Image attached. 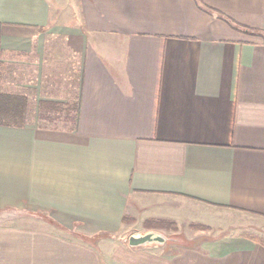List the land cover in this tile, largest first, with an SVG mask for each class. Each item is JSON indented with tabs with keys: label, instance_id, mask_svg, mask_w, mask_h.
Returning <instances> with one entry per match:
<instances>
[{
	"label": "crops",
	"instance_id": "0c3cea01",
	"mask_svg": "<svg viewBox=\"0 0 264 264\" xmlns=\"http://www.w3.org/2000/svg\"><path fill=\"white\" fill-rule=\"evenodd\" d=\"M3 213L0 264H264L120 235L264 226V0H0Z\"/></svg>",
	"mask_w": 264,
	"mask_h": 264
},
{
	"label": "rangeland",
	"instance_id": "374dc122",
	"mask_svg": "<svg viewBox=\"0 0 264 264\" xmlns=\"http://www.w3.org/2000/svg\"><path fill=\"white\" fill-rule=\"evenodd\" d=\"M162 222V223H161ZM160 224L154 223L155 226H161L163 231H156L161 233L167 240L165 243H176L178 245H196L205 242L207 239L218 238L223 234L234 235V234H244L254 236L255 239L264 240V226H243L239 225V221L235 222L234 219L230 221L229 226L222 227L221 229L209 228L205 225H181L177 226L172 221H161ZM153 224V223H152ZM252 225V224H251ZM140 226H135L132 229H125L120 235H124L122 240L127 243V239L130 235L134 233L141 232ZM113 240H118V235L112 237ZM119 242V240L117 241Z\"/></svg>",
	"mask_w": 264,
	"mask_h": 264
},
{
	"label": "water",
	"instance_id": "95a60500",
	"mask_svg": "<svg viewBox=\"0 0 264 264\" xmlns=\"http://www.w3.org/2000/svg\"><path fill=\"white\" fill-rule=\"evenodd\" d=\"M8 215L0 214V221ZM166 238L159 232L151 231L144 234L130 235L127 239V243L131 247H137L148 244H163L166 242Z\"/></svg>",
	"mask_w": 264,
	"mask_h": 264
},
{
	"label": "trees",
	"instance_id": "16d2710c",
	"mask_svg": "<svg viewBox=\"0 0 264 264\" xmlns=\"http://www.w3.org/2000/svg\"><path fill=\"white\" fill-rule=\"evenodd\" d=\"M161 221L158 222V224H160ZM162 223V222H161ZM255 241L259 242L260 244H262L264 246V240H258V239H255Z\"/></svg>",
	"mask_w": 264,
	"mask_h": 264
}]
</instances>
